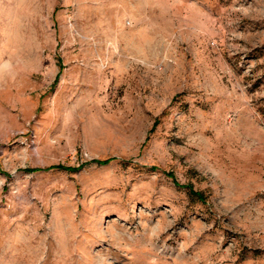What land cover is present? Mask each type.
<instances>
[{
	"label": "rangeland",
	"instance_id": "obj_1",
	"mask_svg": "<svg viewBox=\"0 0 264 264\" xmlns=\"http://www.w3.org/2000/svg\"><path fill=\"white\" fill-rule=\"evenodd\" d=\"M0 264H264V0H0Z\"/></svg>",
	"mask_w": 264,
	"mask_h": 264
},
{
	"label": "trees",
	"instance_id": "obj_2",
	"mask_svg": "<svg viewBox=\"0 0 264 264\" xmlns=\"http://www.w3.org/2000/svg\"><path fill=\"white\" fill-rule=\"evenodd\" d=\"M114 158L113 157H110V158H106V159H92L90 161V163H95L97 165H105L107 163H109L111 160H113ZM52 168H55V169H68L70 171H75V170H78L79 168H65L64 166L62 165H56V166H52ZM39 169H31V170H27V171H37ZM168 175H172L171 173H168ZM189 192L196 196L199 200L203 199L202 195L199 194V193H196V192H193L190 188H189Z\"/></svg>",
	"mask_w": 264,
	"mask_h": 264
}]
</instances>
